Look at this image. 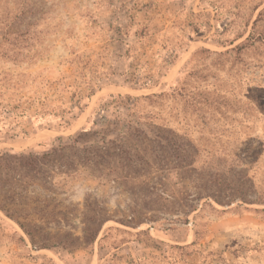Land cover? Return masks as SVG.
<instances>
[{"label": "rangeland", "instance_id": "1", "mask_svg": "<svg viewBox=\"0 0 264 264\" xmlns=\"http://www.w3.org/2000/svg\"><path fill=\"white\" fill-rule=\"evenodd\" d=\"M0 264H264V0H0Z\"/></svg>", "mask_w": 264, "mask_h": 264}, {"label": "snow or ice", "instance_id": "2", "mask_svg": "<svg viewBox=\"0 0 264 264\" xmlns=\"http://www.w3.org/2000/svg\"><path fill=\"white\" fill-rule=\"evenodd\" d=\"M189 157H191V153H189ZM189 163H191V158L189 159ZM193 171H195V168H193ZM223 175H224L223 172H221V176H223Z\"/></svg>", "mask_w": 264, "mask_h": 264}]
</instances>
